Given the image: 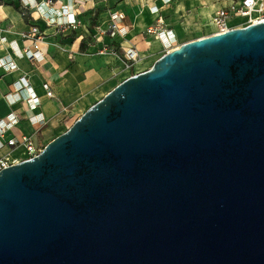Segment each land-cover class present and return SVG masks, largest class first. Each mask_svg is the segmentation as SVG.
I'll return each mask as SVG.
<instances>
[{
	"label": "water",
	"instance_id": "obj_1",
	"mask_svg": "<svg viewBox=\"0 0 264 264\" xmlns=\"http://www.w3.org/2000/svg\"><path fill=\"white\" fill-rule=\"evenodd\" d=\"M0 264H264V21L182 42L0 169Z\"/></svg>",
	"mask_w": 264,
	"mask_h": 264
},
{
	"label": "crops",
	"instance_id": "obj_2",
	"mask_svg": "<svg viewBox=\"0 0 264 264\" xmlns=\"http://www.w3.org/2000/svg\"><path fill=\"white\" fill-rule=\"evenodd\" d=\"M22 0H0V57L11 55L17 67L7 70L0 67V120L14 112L20 120L7 136H30L46 145L60 125L81 107L87 97L100 94L116 85V78L125 65V51L135 46L139 55L149 52L154 62L160 57L157 49L163 45L155 35L147 34L149 26L158 23L161 28L172 30L176 39L186 30L207 28L208 31L195 38L208 36L216 31L213 23L215 12L240 0H54L53 7L65 3L73 5L81 25L59 30L48 25L38 13L24 15L20 9ZM45 6L46 0H28ZM157 7L158 11H154ZM125 14L120 24L125 34L97 37L96 27H107L112 12ZM244 18L236 16L234 23ZM37 24L45 35L43 47L46 61L35 63L19 57L13 46L22 48L25 44L22 32ZM6 41L2 43L1 38ZM185 42V41H183ZM182 42H180L181 44ZM113 45L119 54L99 53L103 46ZM176 47V46H175ZM174 47V48H175ZM158 55V56H157ZM137 73V72H136ZM131 75V74H130ZM129 75V76H130ZM26 77L40 97V104L34 106L24 90L18 92V81ZM109 89V90H110ZM51 90L53 96H48ZM105 94H103L104 96ZM34 116L41 118L35 121ZM11 153L17 159L25 157L24 147L0 148V157Z\"/></svg>",
	"mask_w": 264,
	"mask_h": 264
},
{
	"label": "built area",
	"instance_id": "obj_3",
	"mask_svg": "<svg viewBox=\"0 0 264 264\" xmlns=\"http://www.w3.org/2000/svg\"><path fill=\"white\" fill-rule=\"evenodd\" d=\"M169 0H165L168 2ZM54 0H46L45 6L42 4H33L28 0H22L20 9L24 15L32 14L33 11L38 13V17L45 20L48 25H55L59 30L66 28H76L81 25V20L78 17V13L73 10V5L65 3L58 8L53 7ZM154 11L157 12V7H154ZM236 16H241L244 21L241 23H234L233 20ZM125 14L123 12L115 11L110 14V20L107 27H96L97 37L110 34L111 36L125 34V29L121 26L120 22L124 19ZM264 21V0H240L239 3H233L229 6L218 9L213 16V23L216 27V31L213 34H219L230 30L235 27H242L248 24ZM160 19L156 24L149 26L146 30L147 34L157 36L166 48L173 45L177 39L172 30L161 28L158 25ZM22 38L25 42L22 48L13 46L16 55L19 57L27 58L35 63H43L46 61L45 53L43 50L46 44L45 35L41 31L37 24H33L27 31L22 32ZM2 43L6 41L5 37L1 38ZM177 47V46H176ZM99 53H113L119 54L118 48L113 45H105L101 47ZM170 51L166 49L165 53ZM126 61L125 66L130 68L132 64L139 58V53L135 46H130L125 51ZM0 67H5L7 70H12L17 67V63L11 55H5L0 57ZM136 74V73H135ZM131 76V75H130ZM18 92L24 90L27 94L28 100L32 105L37 106L40 104V97L35 91L34 87L30 84L29 79L26 77L20 78L18 81ZM48 96H53L51 90L47 91ZM35 121H41L38 116L33 117ZM20 120V116L14 112L10 113L6 119L0 120V148L9 147L15 148L18 146L24 147L25 157L17 159L12 156L11 153L0 157V169L9 166L10 164L20 162L24 159H30L37 156L45 145L38 143L34 138L30 136H22L18 138L16 135L7 136L8 132L17 124Z\"/></svg>",
	"mask_w": 264,
	"mask_h": 264
},
{
	"label": "rangeland",
	"instance_id": "obj_4",
	"mask_svg": "<svg viewBox=\"0 0 264 264\" xmlns=\"http://www.w3.org/2000/svg\"><path fill=\"white\" fill-rule=\"evenodd\" d=\"M208 31L207 28L203 27L202 29H189L186 30L184 35L180 36L179 38H177V41L168 47H164L163 45H161V47L159 49H157V53L161 55H163L166 51V49H170L172 50L175 46H179L180 42L183 41H189V40H193L196 39L195 37L201 34H204V32ZM152 52L143 54L142 56L139 55V58L132 64V66L130 68L126 67L124 65V67L121 69V71L119 72V76L116 78V85L119 84L121 81H123L124 79L128 78L129 75H133L136 72H142L145 71L147 69H149L153 63H154V57L151 56ZM158 56V55H157ZM115 85V86H116ZM113 86V87H115ZM112 87V88H113ZM110 88L102 91L100 94H96V95H91L90 97H87L84 101V103H82L81 107L78 108L76 111H74L71 115H70V119L61 124L59 129L53 134L52 139L55 138L56 136H58L59 134H61L62 132H64L65 130L68 129L69 126H71L73 124V122L79 118L83 112L85 110H87L92 104H94L95 102H97L98 100H100L103 97V94H106Z\"/></svg>",
	"mask_w": 264,
	"mask_h": 264
}]
</instances>
